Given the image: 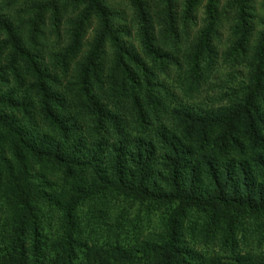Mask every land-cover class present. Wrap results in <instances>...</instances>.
Masks as SVG:
<instances>
[{
	"label": "trees",
	"instance_id": "1",
	"mask_svg": "<svg viewBox=\"0 0 264 264\" xmlns=\"http://www.w3.org/2000/svg\"><path fill=\"white\" fill-rule=\"evenodd\" d=\"M109 10L103 0H0V264H264V253L227 244L244 220L264 240V32L244 65L252 27L241 11L227 79L211 82L209 0L185 64L159 63L165 82L143 59L132 66ZM141 41L157 61L147 28ZM195 215L212 217L224 254L187 243L212 234Z\"/></svg>",
	"mask_w": 264,
	"mask_h": 264
},
{
	"label": "rangeland",
	"instance_id": "2",
	"mask_svg": "<svg viewBox=\"0 0 264 264\" xmlns=\"http://www.w3.org/2000/svg\"><path fill=\"white\" fill-rule=\"evenodd\" d=\"M14 1L20 2V0ZM40 1L48 3L49 1L53 2L57 0ZM189 2L190 0H103V4L110 8L109 12L113 13L114 27L123 31L122 42L124 49L133 56L131 58L133 62L132 66L145 60L150 71H156L160 80L165 82H170V79L166 80L168 73L160 71L159 63L162 62L170 65L172 57L178 55L179 62L185 64L186 59L183 55L191 56L198 46L202 31L207 26L209 0H196L191 10L188 8ZM72 8H69V12ZM169 8L171 9L170 12H168ZM241 11H243L246 22L252 27L246 50L241 55L244 65H249L254 57L256 47L260 43L264 32V0H216L217 23L215 25V32L211 36L212 42L207 53V55L213 57V62L216 63V69L211 76V82L221 83L227 79V69H229V65L231 64L228 55L230 54V48L235 46V42L239 36L235 32L242 25L239 19ZM13 12L17 16L19 15L18 10H14ZM32 13L35 14L36 12L33 11ZM46 13H48L46 21L49 23L50 12L45 10L44 14ZM19 16L25 20L29 18V15L24 13H20ZM54 24L55 28L60 31L70 28L64 27L62 23ZM146 28L150 35L155 36L153 45L157 52V61H153L149 55L144 53L141 39L144 36ZM97 30L98 20H93L92 27L89 28L86 34L85 44H90L94 41ZM105 49L106 61L107 64H110L114 58L113 49L109 44H106ZM189 58H187V61ZM174 76L175 71L174 75L172 73V77ZM196 100L198 103H202L204 107L210 106L215 109L221 107V104L218 103L211 104V100L209 99L207 102L201 98H197ZM128 203L130 202H123L124 205ZM127 211L133 213L132 208H128ZM135 211L137 212L136 209ZM154 219L157 220V217H154ZM193 219L197 225L210 228L212 234L210 233V237L205 238L202 242L187 241V243L200 252H220L224 254L228 246L224 245L220 239V235L213 236V233L217 231L212 217L195 215ZM239 228L240 235L237 238L238 242L234 247L230 243H227L230 248L235 252L241 251L242 255L246 253H264V240L258 238L257 234L253 233L254 224L248 220H244L243 226L239 225ZM155 229L161 230V225H158ZM259 229L263 231V222ZM191 231L186 226L185 235L191 234Z\"/></svg>",
	"mask_w": 264,
	"mask_h": 264
}]
</instances>
